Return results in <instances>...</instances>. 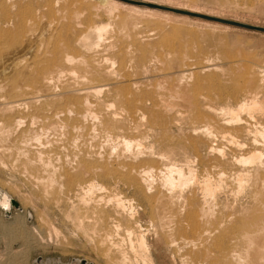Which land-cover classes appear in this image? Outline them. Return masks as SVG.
Wrapping results in <instances>:
<instances>
[{
	"label": "bare ground",
	"instance_id": "bare-ground-1",
	"mask_svg": "<svg viewBox=\"0 0 264 264\" xmlns=\"http://www.w3.org/2000/svg\"><path fill=\"white\" fill-rule=\"evenodd\" d=\"M99 1L103 3H94L93 8L101 10L107 17L105 23H92L87 26L89 28L85 33L75 32L72 29L69 32L67 28H64L67 29L66 32H59L58 35L62 39L65 38V42H60L59 37L57 42L60 43L48 41L54 44L51 49L45 46V49L40 51V48H38L31 58L22 54L17 57L14 55L16 58L12 56L13 60L6 63L5 68L8 69V72L5 71L7 74L6 81L9 77L15 82V87L11 88V95L16 98L14 101L19 97L27 99V101H23V104L20 102L16 103L15 106L22 105L27 110L30 109V113H32L29 116V124L39 125H37L38 129L35 125L36 129L31 128L26 130L27 132L23 130V133L25 132L23 134L24 138L21 137V139L26 144L23 142L24 146H21L23 148L21 150V147L18 148L19 153L25 156L27 163L35 165L42 173L37 174L35 179L39 192L46 195L49 191L48 188L51 190L54 186L61 192L63 190L66 193L73 192L77 197L78 204L83 209L80 212L78 207L72 206L75 216L78 217L80 216L79 213H82L83 216L88 217L89 215L92 219L102 218V215H104L102 210L97 209V205L99 206L103 198L102 195H94L95 189L104 190L107 186L112 190L125 189L138 193L149 214L152 236H150V240H147L146 233L134 234L135 231L132 228L124 227V233L126 234V238H124L129 245V251L134 253L132 256H137L138 262H141V264H264V97L260 96L264 92V59H259L261 57L256 58L254 57L256 55L252 56L250 53H243V51L240 53L241 49L236 50L239 53L237 59L242 61L243 66L240 68L236 66L235 70L241 77H238V79L241 80L238 82L235 80L236 83L233 86L242 91L243 97L240 95L242 100H239V95L236 96L239 101L233 105L230 101V105L226 104L227 101L218 105L219 103H215L216 100L218 101L217 97H214V100L216 99L214 101L211 98L212 96L209 97L210 94L202 96L199 92L200 88L208 85V89H210V87L215 86V82L212 78H209L207 82L203 81L199 76V78L192 80L194 82L190 84L188 80L194 73L196 74V70L191 73L190 68L188 72H186L188 68L181 69L180 62H182L183 57L187 56L181 57L180 54L177 56L173 50L171 52L174 55L171 53L170 57L168 56L170 53L167 55L164 52L168 58L164 57L166 59L158 66H160V70L173 68L175 73L178 71L179 73L174 75L175 77L172 78V75L171 78L166 76L164 71L162 72L164 76L157 77L156 81L153 80L154 83H149L148 80L146 83L144 81V83H138L136 82L138 79L136 81L129 79L128 82L122 83L121 80L114 77V73H112L115 71L114 68L113 71L110 70V66L115 63L114 56L108 58L103 52L107 51L112 44L100 43L102 44L101 48L98 46L99 41L109 32L108 28H111L113 24L119 23L121 28H124L125 22L124 20L121 21L124 18L118 22L117 18L119 17L114 12V7H117L115 5L118 4L116 0ZM142 1L160 6L168 2ZM176 2L178 1L172 4L171 2L167 3L165 6L188 12L198 13L201 11V8L199 11V8L195 9V6L194 8L188 7V2V4ZM128 7L137 9L134 6ZM25 8L27 9V7ZM147 9L146 11L150 13V10ZM205 10L207 9H204V13H207ZM21 13H24V11ZM96 14L98 13L96 12ZM138 15L135 18H138ZM63 17L65 16L63 15ZM77 18L76 16L73 22ZM126 19L128 20V17ZM77 25L79 26L78 23ZM164 25H166V22ZM179 26L175 24L173 27L176 29L180 28ZM212 26L213 31L218 30L219 32H223L222 29L227 28L226 25ZM70 27L72 28V26ZM183 28L185 27L183 26ZM21 29L23 30L22 27ZM27 30L29 32L28 28ZM31 30L33 31V29ZM217 34L219 36V33ZM52 36L57 39V35ZM19 37L24 39V37ZM46 37L50 39V36ZM54 37L53 41H55ZM12 38L10 36L9 42L13 41H11ZM172 39L173 37L170 34L164 38V43L166 42V45L169 46L168 49H172L170 45L173 44L174 46L175 41H172ZM39 41L35 42L38 43ZM35 44L34 46H37ZM217 48H220L221 53L223 51L225 56L229 52L232 54L225 42H222L220 47ZM112 49L111 47V51ZM127 49L124 50L119 47L117 49L115 47L112 52L122 63L128 58L129 52L127 53ZM142 49L145 48L142 47ZM221 53L219 52L220 55ZM216 54L214 53L215 57ZM219 54L217 55L219 56ZM209 55L206 56L208 59ZM154 59H156V56ZM232 59L235 61L236 58ZM229 63L231 64V62ZM72 66L79 67L78 72L83 71V74H76ZM202 67L208 69V71L209 69L215 71L219 68L212 62H207ZM202 67L198 68L203 69ZM66 69L70 71V76L68 75L70 80L64 79V81L58 82L60 74ZM3 70L5 69L2 68L1 75H3ZM157 70L158 68L155 71L158 72ZM227 70L229 69L227 68ZM197 71L199 72V70ZM229 71L231 72V69ZM125 76L127 75L124 74ZM188 76L189 79L187 80ZM18 82L23 83L18 85ZM207 91L206 89V95ZM28 93L30 95H26ZM32 93H36V95H31ZM220 94L218 95L220 96ZM234 100L236 101L235 98ZM234 100L233 102H235ZM21 123L22 120L19 118L15 121L16 126ZM180 123L185 124L186 130L184 131L188 134L185 133L187 135H184V137H181V135L180 138L178 137L179 139H175L176 137L171 138L176 133L168 137L165 132L167 126H169L168 128L174 126L178 130L184 127H179ZM5 125L10 126L9 124ZM0 126L2 129L4 124H0ZM178 133L177 136H179ZM54 137L59 140L65 139L68 142L71 140L73 143L80 138L82 146H85L87 140L101 137L104 142L102 146L106 148L104 150H87L85 147L80 152L74 151L76 153L73 154V157H67L64 160L57 158L56 161H52L55 160V158H51L53 155L50 157V154L44 150H46V147L48 148L49 144L47 145V143L52 142L53 139L51 138ZM110 140H112L110 143L113 142L114 148L117 149L110 145ZM32 141L37 144V147H31ZM45 143V146L42 145ZM87 143L89 144V142ZM16 155L19 156V154ZM97 179L96 183L95 180ZM112 190L109 191L112 192ZM41 195L43 196V194ZM120 195L116 193L114 197L111 195L113 198L111 199L113 202L111 216H114L113 213L127 220L134 219L138 211L137 207L135 208L133 205L132 198H122ZM48 198L45 200H48ZM10 199L5 192L0 191V205H3L5 212H8L11 206ZM116 219L118 218L116 217ZM116 222L118 221L116 220ZM116 222H111L112 228L113 224L118 228L120 223ZM1 224L2 227L6 226L4 223ZM7 226L9 227V225ZM106 231L108 232V230ZM133 263L135 262L129 264ZM53 264L59 263L55 262ZM70 264L82 263L76 261Z\"/></svg>",
	"mask_w": 264,
	"mask_h": 264
},
{
	"label": "rangeland",
	"instance_id": "rangeland-1",
	"mask_svg": "<svg viewBox=\"0 0 264 264\" xmlns=\"http://www.w3.org/2000/svg\"><path fill=\"white\" fill-rule=\"evenodd\" d=\"M116 1L118 2V4L115 5L117 7H114V12L119 17V18H117L119 21L118 20L117 21L120 22V20L122 18H124L121 21L124 20L126 25L124 24V28H121V24H119V23H115L117 25L113 24V26H111L112 25L111 24L110 25L111 28L110 27L108 28L110 33L107 32L104 35V38L99 41V46L98 45L97 46L99 48H101L100 46L102 44L111 43L112 44L111 47L113 49L115 47L117 49H118V47L123 48L124 50H126L128 48L127 53L129 52V54H128L129 59L128 58H127L128 60L125 59L124 60L125 62H122V63H121L119 58L117 59V57L115 56V53L113 54L112 51H114V50L112 49V51H111V47H108V49H110L109 51H108V49H107V51L106 50L103 51L105 56H107L108 58H112L114 56L113 59L115 60V63L110 66V70L113 71V68H114L115 71H113L112 73H114L115 78L117 77L116 78L117 80H121L122 83H126L129 81V79L133 80V81H136L138 79V81H136L138 83H140V82L146 83L147 80L149 83H154L153 80L156 81L159 77L164 76V74L162 73L164 71L167 73V74L165 73L166 76H170V78H171V75H172V78H173V77H175L174 75L179 73L178 71H176V73H175V70L173 71V68H171L172 70L170 69L171 71L169 70V68L168 69L163 68L162 70H160V68H159L160 66H158V65L159 64L161 65L162 61L165 60L166 58H168V56L170 57L171 53H172V55H174V53H175V55H177V56H179V54L181 57L187 56V57H183L184 59L182 58L183 63L180 62L181 66L180 65L179 66L181 69H183V68L187 69L188 68L186 71V72H188L189 68H190L191 73H194V71L196 70V74L195 73H194V75L191 74L192 76L190 79H189V76L187 77V80L189 79L188 82L190 84L192 82H194L192 80H195L197 77L199 78V76H200V79H202L203 81L207 82V80H209V78H212L213 82H215L214 83L215 86L210 87V89H208L209 88L208 85L200 88L199 92L202 96H204V94H205V96H208V94H210L209 97L212 96L211 98L213 100H214V97L215 98L217 97L218 101L216 99H215L216 101L215 100L214 101L216 104L219 103L218 105H221L222 103L224 104L226 101H227L226 104L228 103L230 105V103H231V105H233L237 101L242 100L241 99L243 97L242 91L240 90L241 91L240 92L239 89H237L233 86L236 82L241 80V79H238V77L239 78H241V77L237 74L235 69L237 67L240 68L243 66L242 61L237 59V58H239V56L237 55L239 53H237V51L239 49H241L239 51L240 53H241V51H243V53L244 52L250 53L252 56L256 55V56H254L256 58L261 57L259 59H264L263 58L264 57V33L263 32L253 30V29H247V28H242V27H238V26H233V25H229V24H225V23H220L218 21H213V20L202 18V17H196V16H191V15H186L183 13L174 12V11H168V10L153 6V5H157V4H154L151 2L150 3L144 2L142 0H130V1L116 0ZM147 1H154V0H147ZM175 1H178L179 4H186L188 2L189 3V4L187 3L188 7L191 6V8H194V6H195V9L199 8V11L201 8L200 12H198V13L191 12V13H196V14H202L203 13V15H207V16L213 15V17L225 18V19H229V20L235 19V21L248 23V24H252V25H256V26L259 25V26L264 27V0H190L191 2L189 0L188 1L187 0H161V1L156 0V2H162V3L167 2L168 4L170 2H171V4L175 3ZM192 1H194V2H192ZM99 2L103 3L99 0H87V1L86 0H0V37H1L0 38V83H1L0 86L2 85L1 89H0V124H2V125L4 124V127H3L4 129L3 128L1 129V126H0V131H1L0 132V191L5 192L11 199L15 200L18 203L17 208L14 207L13 205H11L9 207L7 213L3 210V205H0V226H1L0 227V264H53L55 262H58L59 264H70V263H74L76 261H80L81 263L84 262V264H129L130 262L131 263L135 262L133 264H141V262L140 263L138 262L139 259H137V256L136 257H135V255L132 256L134 253L132 251H129L130 250L129 245L127 244V240L125 239L126 238V234L124 233L125 228H128V227L132 228V230L135 231L134 234L144 232V233H146V237L148 236L147 240L151 239L150 236H152V229H151L152 227L150 225L151 223H150L149 217H148L149 214H148L147 210L145 209V207L143 206L142 198L140 197V195H138V193H133L131 190H125V189H121L120 191H119V189L118 190H112V189H109L105 185L106 189H104V190L95 189V192H94L95 194L93 193L94 195H100V196L102 195L103 199H101V201H100V204H101V205L99 204L100 207L97 205V209L102 210L104 212V215H102V218H98V219L93 218L92 219V217H90L89 215H88V217L83 216L82 213H79L80 216L76 217L74 214L75 211H74L73 207H75V208L78 207L80 212L83 209L81 208L80 204H78V201L76 199L77 197L73 194V192L66 193L64 190L61 192L60 190H58V188H56V186H54V188H51V190H50V188H48V190L51 191V192L48 191L49 194H48V192L46 195L44 193H40L39 192L40 190H39L38 186L36 185L35 179L37 177V174L39 175L42 173L40 172L39 169H37V167L35 165H32V164L30 165L29 163H27L25 156L22 153H19V149H18L19 147L24 146V144H22L24 142V140L21 139V137L24 138L23 134L25 132H27L26 130L31 129V128L36 129L35 127H37V129H38L39 125L38 124H32V125L29 124V122H30L29 116L32 113V112L30 113V109L27 110L25 107H22V105H20L21 108H19L20 106L19 107L15 106L16 103L21 102V104H23V101L24 100L27 101V99L26 98L22 99L21 97H19V98H17V100H19V102H17V100L14 101L16 98L12 97L11 88L15 87V82H13L9 77L6 81V78H7L6 72H8V69L5 68L7 65L6 63H8L10 60H13L14 55L17 57V56L22 54L25 57L30 56L29 58H31V56L34 54V52L36 50H38V48H40V51H43V49H45V46H47L48 49H51V46L53 47V45H54L52 43H56L58 41V38L60 37L58 35L59 32H64L67 29H68L67 31L70 32V29H72V31L74 30L75 32L85 33L89 28V27H87L88 25L90 26L92 23H96V22L97 23H105L107 21V17L103 14V12L101 10H99V9L96 10L95 8H93V4L99 3ZM178 2H176V3H178ZM192 4H193V7H192ZM165 5H162V6H165ZM128 6H130V7L134 6L137 9L129 8ZM158 6H160V5H158ZM25 7H27V9ZM91 7H92V9H91ZM166 7L172 8L170 6H166ZM147 8L150 10V13L146 11ZM205 8L207 9V10H205V12H207V13H204ZM172 9L181 10V9H177V8H172ZM20 10H22L21 12L24 11V13H21ZM137 10H139V11H137ZM208 10H209V13H208ZM74 11H76V12H74ZM95 11L98 14H96ZM129 11H131L133 14ZM182 11H185V10H182ZM125 13H126V15H125ZM144 13H146V14H144ZM210 13H211V15H210ZM76 14H78V15H76ZM63 15L65 17H63ZM75 15L78 18L75 22H73V19L74 20L76 19ZM95 15H96V17H95ZM137 15H138L139 19L135 18V17H137ZM146 15H147V17H146ZM215 15H218V16H215ZM68 16H70V17H68ZM127 17H128V20L130 19L129 21L126 19ZM70 18H72V19H70ZM48 21L50 23L51 22L52 23L48 24L49 23ZM165 22H166V25H164ZM22 23H23V26H22ZM66 23H68V24L65 25ZM77 23L79 24V26L77 25ZM175 24L180 25L179 26L180 28L174 29L173 26ZM204 24H206V25H204ZM209 24H211V25H209ZM212 25H217V26L218 25H226L227 28L224 30L222 29L223 32H221V31L219 32L218 30L213 31ZM62 26H64V27H62ZM70 26H72V28ZM183 26L185 28H183ZM21 27L23 28L24 31L21 29ZM44 27H45V29H44ZM59 27H60V30H59ZM15 28H17V29H15ZM27 28L29 29V32H28ZM61 28L62 29L67 28V29L62 30ZM31 29H33V31ZM172 29H173V31H172ZM15 30H17V31L13 32ZM54 30L57 32L55 33ZM21 31H23V33H21ZM43 31H45V32H43ZM48 31H50L51 33L49 32L50 33L49 34ZM216 31H218V32H216ZM119 32H121V33H119ZM175 32H177V33H175ZM42 33H43L44 37H43ZM46 33H47V35H46ZM126 33H128V34H126ZM217 33H219V36H217L218 35ZM14 34H15V36H14ZM169 34H170V36L172 35V37H173L172 41H175L174 46H173V44L170 45V48H172V49H168L169 48L168 44L166 45V42L164 43V38L168 37ZM5 35H7V36H5ZM9 35L11 36V38L13 36V38L11 39V41L13 40L12 42H9V40H10ZM26 35H28V36H26ZM38 35H39V37H37ZM52 35H55V36L57 35V39H55L56 37H54ZM124 35H125V37H124ZM173 35H175L177 38L175 39V36H173ZM8 36H9V38H8ZM19 36L24 37V39H21ZM29 36H31V38H29ZM46 36H48V37L50 36V39H47ZM6 37L8 38V40ZM26 37H28V38H26ZM53 37H54L55 41L52 40ZM219 37H221L223 40ZM44 38L47 40H45ZM60 38H59L60 42L61 41L65 42V38H63V39H62V37H60ZM36 39L38 41L41 39H43V40H41L37 43V42H35V41H37ZM119 39H120V41H119ZM217 39H219V40H217ZM25 40H26V42H25ZM30 40H33V41H30ZM42 41H44V42H42ZM48 41H51L52 43H50ZM28 42L30 45L28 44ZM33 42L36 43L37 46H34ZM41 42H42V45H41ZM60 42H57V43H60ZM218 42H221V43L225 42L228 45V48L231 50L232 54L230 52L227 54H229V55L231 54L230 55L231 58H230V56L228 57L227 54H226V56H227L226 57L225 53L223 51H222V53H224V54L221 53V49L217 48V47H220L221 43L219 44ZM49 43H50V45H48ZM100 43H102V44H100ZM26 44L28 47H30V46L31 47L28 48L26 46ZM128 44L129 45L131 44V45L129 46ZM34 47H35V50H34ZM134 47H135V49H134ZM142 47H144L145 49H142ZM21 48H22V50H21ZM165 48H167V49H165ZM32 50H34V51H32ZM128 50H132V51L135 50V51L132 52V51H128ZM152 50H153V52H151ZM172 50L174 53L171 52ZM137 51H139V52H137ZM24 52H25V54H23ZM164 52H166L167 55H168V53H170V54L168 56H166ZM213 52L215 54L216 53L219 54V52H220L221 55L219 54V56H218L216 54V57H215ZM143 53H144V55H143ZM183 53H185V55H183ZM234 54H236L237 57ZM208 55H209V59L207 58ZM232 55L235 57H233ZM153 56H154V58L156 56V59H154ZM16 57H14V58H16ZM164 57H166V58L164 59ZM149 58H150V61L148 60ZM157 58L159 59V61ZM232 58H236L237 60L235 59V61H234V59H232ZM129 60H131V61H129ZM184 60H185V62H184ZM138 62H139V64H137ZM207 62H209V63L212 62L213 64L215 63V65H217V67H219V68H217L219 71L218 70L211 71L210 69L208 71V69L206 70V68L202 67L204 64L206 65ZM229 62H231V64ZM237 62L239 63V65ZM123 63L125 65L124 68H123ZM232 63L236 64V65H233ZM138 66H139V68H138ZM111 67H112V69H111ZM198 67H200V68L202 67L203 69H200ZM2 68L5 69V70H3V75H1ZM72 68L74 69L76 74L77 73L83 74L82 69H81L82 72H78L80 70L79 67L77 68V66H72ZM157 68H158V70H157L158 72L155 71ZM227 68L229 70L231 69L232 73L229 70H227ZM166 69H167V71H166ZM66 70L68 71V69H66ZM66 70H64V72H62L60 74V78H58V79L61 81L58 80V82H62V80L64 81V79L70 80V78H69L70 71H68V73H67ZM197 70H199V72ZM220 71H221V73H220ZM212 72L214 73V75ZM228 72H230V73H228ZM156 73H158V74H156ZM197 73H199V74H197ZM62 74H64L65 77ZM117 74H119V75H117ZM124 74H126L127 76L124 77ZM217 74H218V76H217ZM205 75H207V76H205ZM208 75H210V76L208 77ZM3 76L4 77L6 76V77L4 78ZM121 76H123V77H121ZM124 78H126V79L124 80ZM133 78H135V79H133ZM206 78H208V79H206ZM140 79H141V81H140ZM149 80H151L152 82ZM218 80H219V83H218ZM235 80H236V82H235ZM227 81H229V82H227ZM22 83H19L18 85H22ZM218 86L220 89L218 88ZM204 87H206V88H204ZM217 88H218V90H217ZM204 89L208 90L207 95H206V92ZM209 90H210V92H209ZM219 93H221L220 96L218 95ZM263 93H261L262 95L260 94V96L264 97ZM213 94H214V96H213ZM26 95H30V93H28ZM31 95H36V93H32ZM236 96H238L239 100H237ZM5 97L7 100L5 99ZM26 97H28V96H26ZM222 97H224V98H222ZM225 98H226V100L224 101ZM234 98L236 99V101L234 100ZM21 99H22V101H20ZM28 100H29V98H28ZM233 100L235 102H233ZM229 101H230V103H229ZM8 105H9V107H8ZM18 118L20 120H22V123L16 126L15 121ZM14 119H15V121H14ZM13 123H14V125H13ZM5 124H9L10 126H6ZM199 125H201V124L199 123ZM168 127L169 126H167V128H166L167 130H165L168 137H171L170 135H172L174 133L177 134L179 132L178 133L179 136H177L176 134L172 135L171 138H173V139L175 137H176L175 139H177L178 137L180 138L181 135H182L181 137H184V135L188 134V132L184 131V130H186V128H185V124H183V123H180L179 127H183L184 129L183 128L178 129L180 131H178L177 128L174 126H171L170 128H168ZM23 130H25L24 133H23ZM2 132H4V133H2ZM10 132H11V134H10ZM185 133H187V134H185ZM49 136H51V135H49ZM55 137L51 138V139H53V141L48 142L47 145L49 144V146H48V148L46 147V150H44L45 152H48V154H50V157L53 155L51 158L52 159L55 158V160H52V161H56L57 158L64 160L67 157L68 158L73 157V154H75L76 152H80V151L84 150L85 147L87 148V150H92V149L104 150L106 148L105 146L104 147L102 146V144H104V142H103V140H101V137L87 140V142H89V144L86 142L85 146L81 145L80 138H78L79 140L76 139L78 141L73 143V141H71V140L68 142V141H65V139L59 140V139H56ZM99 140H101V141H99ZM111 141L112 140H110L109 143ZM101 142H103V143H101ZM24 143L26 144V142H24ZM36 145L37 144H34V141H32L31 147H37ZM42 145L45 146L46 143L42 144ZM110 145L113 148L115 147V145H113V142L110 143ZM22 148L23 147H21L20 150ZM113 148H112V150H113ZM114 149H117V148H114ZM31 150H34V149H31ZM74 151H76V152H74ZM16 154H19V156ZM95 181L97 183L98 179ZM83 184L85 185V182ZM109 190L110 191L112 190V192H110ZM115 193L117 195L121 194L120 196L122 198L123 197L127 198V199L132 198L133 205L135 206V208L137 207L136 209L138 211V214H136L134 216V219L127 220L126 218L118 217L113 213H112V215H114L115 218H114V216H111V212H112L111 210H112V204H113V202L111 200L113 198L111 197V195H113V197H114ZM131 193H133V194H131ZM41 194H43V196H45V197L47 196L46 198L49 197L48 200H45L46 199L45 197L42 198L43 196ZM109 196H110V198H109ZM69 204L70 205L73 204V205L70 206ZM108 215H110V216L108 217ZM116 217L118 219H116ZM15 219H17V220H15ZM95 220H97L98 222ZM101 220H102L103 224H102ZM116 220L118 222H116ZM113 221H115L116 223H120V224H118V228H116L114 226V224H113V228H112L111 222L113 223ZM16 222H17V224H16ZM135 222L137 223V225ZM1 223H4L6 225V226H4L5 228L2 227ZM15 224H16V226H15ZM7 225H9V227ZM110 226H111V228H110ZM113 229L116 230V233H115V230H113ZM106 230H108V232ZM141 230H143V231H141ZM132 238H133V236H132ZM124 243H126V244H124Z\"/></svg>",
	"mask_w": 264,
	"mask_h": 264
},
{
	"label": "water",
	"instance_id": "water-1",
	"mask_svg": "<svg viewBox=\"0 0 264 264\" xmlns=\"http://www.w3.org/2000/svg\"><path fill=\"white\" fill-rule=\"evenodd\" d=\"M124 1H130V0H124ZM153 6L161 8V9H165V10H168V11H174V12L183 13V14H186V15L202 17V18H205V19L218 21L220 23H225V24L238 26V27H242V28H247V29H253V30H257V31H260V32L264 33V27H262V26H256V25L243 23V22H239V21H235V20H229V19H225V18H217V17L207 16V15H203V14H196V13H191V12H187V11L176 10V9H172V8H169V7H166V6H158V5H153ZM10 203L14 207H16V208L18 207V203L15 200L10 199ZM6 213H7V211H6ZM82 264H84V262H82Z\"/></svg>",
	"mask_w": 264,
	"mask_h": 264
},
{
	"label": "snow or ice",
	"instance_id": "snow-or-ice-1",
	"mask_svg": "<svg viewBox=\"0 0 264 264\" xmlns=\"http://www.w3.org/2000/svg\"><path fill=\"white\" fill-rule=\"evenodd\" d=\"M6 206V205H5Z\"/></svg>",
	"mask_w": 264,
	"mask_h": 264
}]
</instances>
